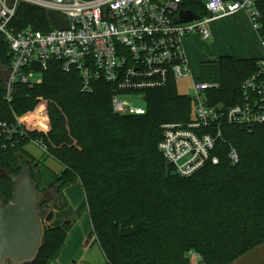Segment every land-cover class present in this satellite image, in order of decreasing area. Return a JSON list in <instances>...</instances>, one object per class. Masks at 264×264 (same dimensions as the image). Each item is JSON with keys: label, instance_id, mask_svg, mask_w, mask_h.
Instances as JSON below:
<instances>
[{"label": "trees", "instance_id": "16d2710c", "mask_svg": "<svg viewBox=\"0 0 264 264\" xmlns=\"http://www.w3.org/2000/svg\"><path fill=\"white\" fill-rule=\"evenodd\" d=\"M256 6L264 40V0ZM181 9L207 14L197 0H184ZM48 13L21 5L12 25L49 32ZM11 61L0 36L6 70L0 71V198L4 205L12 201L26 168L40 192L55 189L63 201L41 206L46 234L31 264H53L63 251L72 223L58 212L54 220L53 212L50 220L43 214L66 209L64 190L77 183L85 200L75 213L87 212L91 223L86 246L97 243L105 264H191L192 253L204 264H231L264 243V123L224 120L204 127L202 133L215 139L211 157L196 173L181 176L159 149L167 126L193 122V98L179 93L176 80L142 91L143 114H119L111 84L94 81L86 91L80 72L59 60L48 63L41 83L18 81L8 96ZM263 63L220 57L218 86L206 91L209 105L228 110L244 102V84L260 75ZM30 144L44 150L42 160L26 150ZM50 158L63 167L60 173L46 165Z\"/></svg>", "mask_w": 264, "mask_h": 264}, {"label": "built area", "instance_id": "2783aa9c", "mask_svg": "<svg viewBox=\"0 0 264 264\" xmlns=\"http://www.w3.org/2000/svg\"><path fill=\"white\" fill-rule=\"evenodd\" d=\"M197 1L207 14L178 24L175 20L184 0H0V36L8 42L12 56L8 96L18 81L41 83L42 77L36 78V73L47 70L51 60H59L66 70L80 72L86 91L94 81L111 84L115 112L143 114L145 109L134 108L128 97L143 98L145 89L164 86L170 79L192 77L193 122L187 127L167 126L159 145L176 173L191 176L210 159L214 148L215 139L202 133L204 127L224 120L247 126L264 123V63L260 75L245 82V101L222 110L210 106L206 96L218 82L194 78L183 48L184 40L192 35L209 41L211 24L239 11L245 12L258 30L257 0ZM21 5L55 12L65 20V26L54 25L49 32L32 27L16 30L12 23ZM261 43L264 47V40ZM35 62L37 69L32 67ZM230 157L238 161L235 151ZM213 162L217 163V158Z\"/></svg>", "mask_w": 264, "mask_h": 264}, {"label": "crops", "instance_id": "0c3cea01", "mask_svg": "<svg viewBox=\"0 0 264 264\" xmlns=\"http://www.w3.org/2000/svg\"><path fill=\"white\" fill-rule=\"evenodd\" d=\"M210 28L212 37L208 42H215V36L218 37L219 35L220 37L225 36L229 40L233 39L235 43H239V46L235 47L234 55H230V53L227 52H223L221 54L233 56L238 59L264 58V47L261 43V38L257 30H255V28L253 27L249 16L245 12L239 11L230 16L216 20L211 24ZM198 36L201 38L200 35H192L187 37L186 39ZM261 45L263 48L261 47ZM183 48L194 78L209 83L219 81V70H217L218 77H216V75H213V73L216 74V70L215 72H211L209 71L210 69H208L210 68L209 66L200 65L201 63H204V56H199V64L197 65V67L192 68L184 47V42ZM238 53L240 55H237ZM207 69L208 71H206ZM187 78H190L191 82L193 81L192 77ZM50 161H53V159H48L46 161V165L56 173H60L63 170V167L55 162V160L53 161V163H56L55 166H53ZM64 194L70 206L74 210L79 206L82 200H85L83 188L79 183L67 187L64 190ZM80 194H83L81 196L82 198L79 197L78 199L77 196H80ZM81 218L78 219L71 228L65 242L64 249L59 255L57 261L53 264H105V258L98 244H89L85 247V243L87 244V237L91 231V223L87 212ZM190 257L191 264H204L199 255L192 253ZM231 264H264V243L251 250L250 252L244 254Z\"/></svg>", "mask_w": 264, "mask_h": 264}, {"label": "water", "instance_id": "95a60500", "mask_svg": "<svg viewBox=\"0 0 264 264\" xmlns=\"http://www.w3.org/2000/svg\"><path fill=\"white\" fill-rule=\"evenodd\" d=\"M200 19L193 10H182L176 23ZM55 189L40 192L28 173L16 181L14 196L8 205L0 198V264H31L37 260L46 234L41 206ZM53 218L50 213L49 220Z\"/></svg>", "mask_w": 264, "mask_h": 264}, {"label": "rangeland", "instance_id": "374dc122", "mask_svg": "<svg viewBox=\"0 0 264 264\" xmlns=\"http://www.w3.org/2000/svg\"><path fill=\"white\" fill-rule=\"evenodd\" d=\"M48 18H49V21L52 25H57L58 27L65 26V20L55 12L50 11L48 13ZM237 46H239L238 42L235 43L233 39L229 40L225 36L220 37L219 35H218V37L215 36V42L203 41L199 36L184 40V47H185L188 59L190 60L192 68L197 67V65L199 64L198 63V57L204 56V59H203L204 63H201L200 65L209 66L210 68H208V69H210L209 71H211V72H215V70H216V74L213 73V75H216V77H218L217 70H219V66L217 64V61L222 56H228L226 54H221V53L227 52V53H230V55H234L235 47H237ZM261 47H262V45H261ZM237 55H240V54L238 53ZM246 59H250V58H246ZM32 67L34 69H37L39 67L38 63L37 62L33 63ZM208 69L206 71H208ZM0 71L5 72L6 70L0 66ZM39 77H41V74H39L37 72L36 78H39ZM176 83H177V89H178L179 93L184 94V95H192V82H191L190 78L179 79V80H177ZM128 100L131 102V104L134 108L145 109V107H146V103L141 96L128 97ZM44 103H47V102L44 101ZM46 109H47V107H46ZM28 125L30 128L36 129L35 125H37V124H34L33 122H29ZM26 150L28 152H30V154L36 160H42L43 159L44 150L41 147L37 146L36 144L28 145L26 147ZM41 152H42V155H41ZM53 161H54V159H53ZM53 161H50V163H52L53 166H55L56 163H53ZM25 172L27 173L26 168H25ZM82 195L80 194V196H77V198L79 199V197H81ZM83 201L84 200H82L80 202L79 206L75 210H77L80 207V205L83 203ZM47 202L49 204V207H53V205L62 204L63 201L61 199H58V196L55 193L53 195V197L51 199H49ZM70 208H72V207L70 206V204L68 202L67 208L63 209V211H61V210H50V212L49 211L45 212L43 214V216L44 217L49 216L50 213L53 212L54 213L53 220H54L55 214L58 212L60 215L62 214V216H63L60 218L61 221L67 220L68 222L72 223V227H73V225L76 223V221L78 219H80L84 214H86V212H82V215H80V217H78L75 213V210L73 209V211H72ZM95 244H97V243H95ZM85 247H86V243H85Z\"/></svg>", "mask_w": 264, "mask_h": 264}]
</instances>
